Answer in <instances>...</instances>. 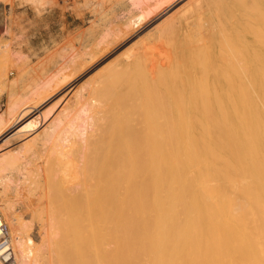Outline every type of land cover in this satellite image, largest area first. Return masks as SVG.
Listing matches in <instances>:
<instances>
[{
	"label": "bare ground",
	"instance_id": "bare-ground-1",
	"mask_svg": "<svg viewBox=\"0 0 264 264\" xmlns=\"http://www.w3.org/2000/svg\"><path fill=\"white\" fill-rule=\"evenodd\" d=\"M8 1L12 5L10 15L15 9L14 0ZM30 1L36 8V12L52 4V0ZM129 1L135 7H142L144 16L148 17L147 21L151 20L150 14H152L153 8L156 9L157 0ZM170 4L173 2L163 4L159 9H167ZM236 5L237 7L232 9H226L222 5L216 7L215 24L211 25L214 28L213 31L209 32L212 29L200 31L198 27L204 21L201 22L197 19L201 24L193 30L199 29V31L187 35L189 38L184 41L183 54L192 55L196 49L197 54L206 51L205 49H203L204 51L198 50L200 47L198 45L207 37H214L217 45L216 49L214 48L211 52L212 54H202L201 60L198 59V63H193L196 65L193 66L191 79H187L180 85L175 83L173 86L172 81L171 88L166 90L168 91L167 95L160 101L155 98L157 102L153 105L149 103L151 97L148 90L149 99L144 107V120L141 118L136 122L133 121L135 124L131 122L117 124L105 141L96 144V147L91 150L90 156H87L86 149L91 148L97 136L104 132L99 121L100 115L105 110L112 108L113 102L107 101L109 98L105 101L106 95L101 98L104 99L103 101L95 96L89 99V96L96 90H100L105 82L102 84L98 83L100 80L98 82L95 80L94 84L102 85L99 88L96 84L91 85L88 92H84V94L89 93L88 96L80 95L84 100L81 101L80 109L78 108L79 111L77 110L76 114L74 112V115H71V111L67 109L68 104L62 102V99V104L66 103L67 105H61L64 107L61 113L53 111L55 105L61 103L59 101L46 112H41L42 105L48 104L49 101H57L66 95L68 88L79 84V74L72 76V73L63 72L62 75L57 76L59 77L58 81L53 82L51 79L45 84L41 83L44 85H42L41 91H31L33 93L28 95L27 105L11 121L7 123L5 118L0 117V136L7 133L6 135L9 137L21 131V127H17L16 123L29 113L35 114L32 119L33 123L39 121L40 118L44 127L40 134L45 135L48 129L50 131V128L56 130L55 127H58L60 121L68 117L70 113L73 119L69 135L71 138L76 136L79 138L78 143L76 138H73L75 141L69 149L60 146L51 149L54 152L52 155L56 159L53 162V167L49 168L51 183L46 185V188L50 187V192L46 191L44 187L41 188L46 191H43L41 199L45 206L43 210L45 209L46 213L44 211L45 214L40 216L42 218L37 220L38 227L41 228H39L40 233L37 231L39 235L36 234L39 236V240H35L30 235L32 230L29 233L28 228L32 226L29 224L28 227L27 219L30 216L24 218L25 222L24 219L20 220L17 217L18 214L16 215L14 212L15 200L22 202L25 209L31 212L35 210L33 207H36L35 204L39 200L34 197L37 203L33 202L34 184H32L31 191V188H26L29 182L25 183V181L30 178L32 171L37 169V166L34 169L31 162L21 163L15 157L10 145L8 150L0 151V171H4L0 174V205L2 216L8 220L15 231L14 237L11 234V239L18 264H62V253L57 251L60 245L58 242L49 245L48 241L56 239L55 241L61 243L66 239L67 242V236H69V240L79 242L80 245L75 242L78 246L75 251L78 249V252H90L95 255L92 264H264V1L238 0ZM35 8H32L33 11ZM187 10L195 11L192 10V7L191 10L189 7ZM15 16L13 14V17ZM200 17L198 16L199 19H201ZM154 19H156V14ZM169 20L171 19L169 18ZM163 22L164 17L161 23ZM146 23L148 24L145 22V18L141 19L134 27L130 28V31L134 29V34L139 33ZM169 23L167 22V24ZM162 25L161 29L165 27ZM209 25L208 27L211 28ZM168 42L170 43L172 40ZM131 43L133 42H129V44ZM133 44L136 45V43ZM140 44L138 45L141 48ZM147 45L152 44L148 42ZM133 46L132 48H134ZM204 46L203 48H205ZM121 52L124 53V50L119 54H122ZM151 52L152 56L150 57L153 59L151 61L154 62V54ZM163 52V55L167 53L166 50ZM131 53L138 62L142 54L139 57L138 53L137 55L133 51ZM168 55L169 53L163 59L165 58L167 61L171 54ZM115 57L113 60H116ZM156 57V62H158V59L161 58ZM171 58L169 59L171 60ZM107 61L109 62V60ZM140 61L142 64L145 63L143 60ZM146 62L149 63L147 60ZM156 62L152 64L156 66L155 70L157 71ZM160 62L163 61L158 62L159 65H162ZM135 64L133 63V66ZM152 64L149 66L147 64L149 71L152 69L150 68ZM83 66L85 67L83 64L81 69ZM115 66L116 63L112 64L116 70V67L119 66ZM123 66L120 67L123 68ZM126 67L128 68L127 65ZM142 67L140 73L145 72L146 74L147 67L145 66V71L141 72ZM100 68L98 66L97 69L100 70ZM88 69L86 70L88 71ZM135 69L139 70L134 68V71ZM127 70H125L126 74L131 71V68L129 72ZM94 71L92 72L94 73ZM119 71L120 73L117 72V75L122 74V70ZM160 71L163 72L162 69ZM34 72L36 73V71ZM158 72L157 74H159ZM107 73L104 74L107 76ZM100 74L102 76L103 73L100 72ZM126 74H124L125 77ZM133 74L137 75L135 72ZM161 74H159L160 77L164 75ZM150 75L149 78H145L153 79L154 74L151 79ZM89 76L86 75V79ZM92 76L94 75L92 74ZM125 77L120 78L123 80ZM140 77L141 74L138 80L142 78ZM128 78L131 79L130 76ZM127 79H124L125 83H129V79ZM90 80L85 81L88 84ZM83 81L80 84L84 83ZM144 81V79L140 80V83L142 84ZM159 81L158 83L166 82L164 79ZM90 83L92 84V82ZM131 83L120 86L126 88L125 86L129 87ZM150 83L152 82L150 81ZM152 85H154V81ZM152 85L148 86L152 88ZM159 85L163 87L162 84ZM142 86L140 87L142 89L145 87V91L149 89H146V84H142ZM110 87L113 89L112 86ZM82 88L85 89V87ZM82 88L80 91L83 90ZM118 88L120 87L118 86ZM121 89H119L120 93ZM140 90L141 96H144V91ZM153 90L152 92H155ZM43 91L46 92L43 94ZM113 91L115 90H110V94ZM122 91L124 93L123 89ZM130 91L131 89L128 92ZM116 93L111 95V100L121 96ZM102 94L104 93L102 92ZM145 96L142 98L143 100ZM17 107V103L9 104L11 112ZM81 119V124L77 123ZM66 131L61 128L57 134L61 136ZM65 146L67 147V145ZM65 151H69L70 157L62 159L60 156L65 154ZM22 164L27 173L15 194L18 197L19 194L24 195L23 191H25L27 195L24 196L26 198H22L24 201L19 198V200L15 198L14 200L9 195V186L16 179V174L20 171L19 168ZM33 180L29 185L33 183ZM41 205L40 203V207ZM37 210H35L36 213H33L37 214ZM41 213L39 208L38 214ZM31 219L29 222L33 221ZM48 226L53 229L48 231ZM58 227L69 231V234L62 232L63 234L60 235L58 232L63 229L58 231ZM61 237L63 238L59 239ZM63 244L61 245L63 246ZM70 244L73 246L72 241ZM68 251L66 250L67 255ZM59 252L61 251L59 250ZM66 252H63L62 256ZM72 254L74 255L73 252H71ZM81 255L83 256V254ZM85 255L88 258L91 256ZM93 255L92 257H94ZM78 256L80 258L78 257L77 260L80 259V263H82L81 258L83 257ZM67 258L72 259L69 258V255ZM84 258L87 260L86 257ZM89 260H92L91 257ZM90 261L87 260V263ZM63 263L65 264V262ZM0 264H3L1 260Z\"/></svg>",
	"mask_w": 264,
	"mask_h": 264
},
{
	"label": "rangeland",
	"instance_id": "rangeland-1",
	"mask_svg": "<svg viewBox=\"0 0 264 264\" xmlns=\"http://www.w3.org/2000/svg\"><path fill=\"white\" fill-rule=\"evenodd\" d=\"M29 1L30 0H26L25 2H24V0H14L13 3H14L15 9H13L12 13L14 14V16L15 15L16 16L13 17L12 13L9 15L10 8L12 6L11 3H9L8 0L7 1L0 0V117L5 118L7 123L9 121H11L17 115V113L19 111H21V109L25 108L24 106L27 105L28 99H29L28 95L30 93L31 94L33 93L31 91H33V90L35 92L41 91V89H43V86H44L43 84H42L43 85L42 86L41 83L45 84L46 81H49L51 79L53 82L58 81L57 79H59V77H57V76L62 75L63 72L64 73H72V76H78V74H79V76H80L79 81L82 82L84 80L83 81L84 83L80 84V82H78L80 85L74 84L73 86H71V88L67 89L68 92L66 93V95L64 97L57 99V101H55V100L49 101V102H51V103L48 102L49 105L47 103L45 105H42L41 112H46L51 107H53V105H55L58 101L61 102V99H62V102L64 101L68 104L67 105L66 103H63L64 105H67L68 111L70 110L71 111L70 113H72L71 115H74V112L76 114L77 110L79 111L80 103L82 100H84V99H82L83 96H80V95H84L85 97L88 96L89 93L84 94V92H88L89 86L96 84L97 87L99 88L100 85H102L105 82L104 83L105 89H104V84H103L101 86L100 90H98V91L96 90L94 93H92L91 96H89V99L92 98L93 96H95V97H99L100 100H102L101 98H103V95H106V98H105V101H106L107 98L110 99V97H111V95H113V93L115 95V93L117 91H119V92H117L116 95L121 94V96L114 99V100L107 99V101H109V102L112 101L113 104H111L112 108L105 110L100 115V118H99V121L101 123L100 125H101L102 129L104 130V132L100 136H97V139L92 144L91 148L86 149L87 156H90L92 154L91 150H93L94 147H96V144H101V142L105 141L109 137V135L112 132L111 130H113L117 124H119V123L128 124L130 122L134 123L138 119H141V118H143V120H144V107H145V104L148 103V100H147V99H149L148 93H150V97H151L150 99L152 100V102L150 100L149 103H151V105H153L157 102L156 99H158V101H160L167 95L168 91H166V90L171 88L172 81H173V84H172V86H173V85H175V83L180 85V84H183L184 81H187V79H191L190 76L192 74L193 66L196 65L193 63L194 62L198 63L199 62L198 59L201 60L200 56H202V54L206 55V54L211 53L214 48L216 49L217 45H216V40L214 39V37H212V38L207 37V38H205L206 40L203 38L205 40V42H204V40L201 41L200 45H198V46H200V47H198V50L204 51L203 49H205L206 50V51H204L205 53L200 52L201 53L200 54L198 52L199 54H197V49H196L192 52V55H187L185 53L183 54L182 47H183L184 41L187 38H189L187 35H189V34L192 35L195 32L199 31V29H200V31H208V29L209 30L212 29L209 32L213 31L214 28L211 25L215 24V13H216L215 10H217L218 6L222 5L226 9H232V8L237 7L236 3L238 2V0H219V1L218 0H175V2H174V0H157L158 3L155 6L157 10L153 8V11L151 12L152 14H150L151 20L147 21L148 17L144 16L145 14H144L143 8L133 6L131 3H129L130 2L129 0H52L51 6H46V8H44L38 12H36V8L34 7V5L32 6V2L31 1L29 2ZM151 1H153V0H151ZM261 1H264V0H261ZM97 2H100V3L98 4ZM171 2H173V4H170L171 5V6L169 5L170 7L168 6L167 9L165 8L166 10L163 9L164 13H163L162 9H159L163 4H169ZM213 3H215V4H213ZM199 6H201L202 8H200V9L196 8L198 10L197 11L195 9V7H199ZM31 7L35 8L34 9L35 12L33 11V9ZM188 7L190 8V10L192 7V10H195V11H192V12L188 11L189 10V9L187 10ZM158 12H159V14H158ZM171 13H172V15H170ZM213 13H214V15H213ZM155 14H156V19H154ZM159 15H160V17H159ZM198 16L199 17L201 16L200 17L201 19H199ZM18 17H19V19H18ZM163 17H164L165 23L164 22L161 23L163 21ZM144 18H145V22H148V24L146 23L145 27L143 29L141 28L142 33H141V31H139V33H135L136 34L135 35L133 32L134 29H131V31H130V28L134 27L138 21H140L141 19H144ZM169 18L171 20H169ZM187 19H189V20L187 21ZM197 19L200 20L201 22L204 21L202 23V25H199L201 23ZM154 20H155V22H154ZM169 21H171V22L169 23ZM150 22L151 23L153 22V23L151 24ZM167 22L169 24H167ZM197 22H199V23L197 24ZM192 23L195 24V25L193 24L194 27L192 26ZM15 24H17L19 26L15 25ZM13 25H15L17 27H15ZM152 25H154V26L151 27ZM156 25H157V27H156ZM161 25H162V27L163 26H165V27H163L161 29L160 28ZM170 25H171V27H170ZM198 25H199V27H198ZM208 25L211 28H209ZM188 26H189V28H188ZM201 26H202L203 30H201L202 29ZM196 27H198L199 29H197V30L195 29L196 31L193 30ZM223 28L226 29L227 27H223ZM146 30L149 32H147ZM183 33H184V36H183ZM120 36H122V37L119 40ZM125 37H126V39H125ZM127 37H128V39H127ZM176 38H178V39H176ZM116 40L119 42H117ZM167 40L168 41L172 40V42L169 43ZM115 41H116V43H115ZM129 42L136 43V45L141 43L140 44L141 48L139 47V45H138V47H136L135 44H133V43L129 44ZM148 42H149V44H152V45H150L151 47L149 45H147ZM158 42H161V43H158ZM167 43H168V45H167ZM203 43L205 46L202 45ZM206 44H208L207 46H208L209 50H208ZM126 45H127V47H126ZM132 45H134L133 47L135 49L132 48ZM142 45H144V46H142ZM162 46H163V48H162ZM203 46L205 48H203ZM108 47H110V48H108ZM128 47H130L132 49H130ZM106 48H108V49H106ZM113 49L115 50V52ZM163 49L166 50V52H167V53H165V55L168 53H169V55L171 54L170 57H168L169 55L167 56L168 57L167 61L165 60V58L163 59V57H165V55H163L164 54ZM123 50H124V53L121 52L122 54H119L120 51H123ZM126 50H128V51L125 52ZM160 50H162V51H160ZM132 51L136 55L138 53L139 57L141 56L140 54H142V56H144V57L141 56L143 59L140 57L139 60H143L145 63L142 64V61L139 62V60H138V62L141 63V64H139L137 62V60H135L133 54L131 53ZM150 52L152 54H154V59H155L154 62L151 61L153 59H152V57H150V56H152L150 54ZM162 52H163V54H162ZM136 55H135V57H136ZM196 55H198V56H196ZM114 56H116L115 57L116 60H113ZM131 56H133V57H131ZM156 56L161 58V59H158V62L163 61V62H160V64H162V65H159L158 62H156L157 61ZM145 57H148V59H145ZM169 58H171V60ZM131 59H133V60H131ZM107 60H109V62ZM112 60H113V62L115 61L114 63H116V66L117 65L119 66V67L115 66L117 68L116 70H115V68L112 67V64L114 65L113 62L111 63ZM146 60L149 63H147ZM168 61L170 64L167 63ZM155 62L157 64V68H158L157 71H159L158 73L164 74L165 77L162 74H161L162 75L161 77L159 74H157V71L155 70L156 66L152 64V63L155 64ZM126 63H129V64H126ZM133 63L134 64L136 63L137 65L135 64L133 66ZM166 63H167V65H166ZM174 63L176 64V66ZM83 64L85 65V67L83 66L81 69V66ZM125 64L128 66L129 69L131 68V71L132 70L134 71V68L139 69L138 71L136 69L134 71L135 75L139 74L138 77H136L137 75L134 76V74H133L134 72L133 71L131 72L126 67ZM147 64H148V66L150 64L153 65V66L151 65V67H150V68H152L151 71L148 70L149 67H147ZM96 65H97V67H96ZM122 65H124L125 67L124 66H123V68L120 67ZM142 65H145L147 67L148 71L146 72V74H145V72H143V71H145L146 68H145V66L142 67ZM98 66H99V68L102 66L101 67L102 69L101 68H100V70L97 69ZM139 66H140V68L142 67L141 72H143V73H140ZM85 68L86 69L90 68V69H88V71H87ZM92 68H93V70H92ZM125 68H127L128 70ZM107 69L109 70L108 73H107V71H108ZM161 69L163 70V72L160 71ZM102 70H103V72H102ZM119 70H122V74L124 72H125L124 74L127 73L125 70H127L128 72L129 71L131 72V73L129 72L128 74H126L127 78H128V76H130L131 79L128 78L129 80L123 74V76L125 77L124 79H127L129 83L132 82L131 86H129V87L125 86L126 88L122 87L126 84L129 85V83H127V82L125 83L124 79L122 80L120 78V77L123 78L122 74L117 75L118 74L117 72L120 73ZM170 70H171V72H170ZM34 71H36V73ZM92 71H94V73ZM104 71H106V72H104ZM100 72L103 73L102 76H100L101 75ZM89 73H92L94 76H92V74H89ZM104 73H107V76L109 75L110 78L108 79L109 76L107 77ZM131 74H133V77H131ZM140 74L142 77V78L140 77L141 78L140 80L142 81L144 79L145 81H147V82L144 81V83H142V84H146V89L149 88L146 91L144 90L145 87H144V89H142L140 87V86H142V84L140 83V80H138ZM152 74H154V78L152 77ZM86 75H88V76L90 75L91 77L89 76L86 79ZM103 75H104V77H103ZM144 75H146V76H144ZM149 75H150V79H151V77L153 79L149 80V79L145 78V77L149 78ZM157 75H159L158 76V78L160 77L159 79L157 78ZM114 76H116V78H114ZM105 78L108 80H110V79L111 80L110 81H108V80L104 81ZM113 78L115 79V82H113L114 81ZM88 79H91V80L93 79V81L90 80V82H92V84L90 82H89L90 85H89V83L88 84L86 83L87 81H85V80H88ZM162 79H164V81H166V82H163ZM178 79H180V80H178ZM95 80H97V81H95ZM152 80L154 81V85H152L153 84ZM155 80H156V82H155ZM157 80L158 81L160 80L159 82L162 81V83H158ZM94 81L95 82L99 81L98 83H102V84H98V83L94 84ZM120 81H122V82L124 81V82L121 83ZM150 81L152 83H150ZM108 82L116 83V84L118 83L119 85L117 84V86H115L116 84H111ZM135 82H137V83L135 84ZM163 83L166 85L167 88L164 87L165 85ZM84 84H87L88 86L84 85ZM139 84H141V85L139 86ZM147 84L150 87L152 85V88H150ZM159 84H162L164 88ZM107 85H109L108 86L109 88L106 87ZM120 85H122V86H120ZM110 86H112L113 89ZM118 86L120 88H118ZM82 87H85V89L88 87L86 89L87 91ZM178 87H180V86H178ZM81 88L83 90L80 91ZM121 88L124 90V93H123ZM128 88L131 89L130 92H128L130 90ZM157 88H159V89H157ZM109 89L111 91L112 90H115V91H113L112 94H110ZM119 89H121V93H120ZM139 90L141 92L144 91L143 94L146 95V96L145 95L144 96H145V99L147 102L145 101V99L144 100L142 99V98H144V96H141L142 93H140ZM152 90L155 92H152ZM159 90H161V91H159ZM125 91H127L128 93ZM147 91H148V93H147ZM158 91L160 92V94ZM45 92L46 91H43V94ZM102 92L104 94H102ZM105 92H107V93L109 92L108 93L109 95L106 94ZM161 92L166 93V94L163 95ZM39 95H41V94H39ZM160 95H162V96H160ZM78 101H80V102H78ZM62 102L55 105V107L53 108L54 113L57 111H60V113H61L64 110V109H62V108H64V107H62L63 106ZM10 103H15V104L17 103L18 104L17 109L13 110V112H11L12 110L9 109ZM54 113H51V114H54ZM70 113H69L68 117H65L64 119H62L60 121V125L58 127L57 126L55 127L56 130H53L52 128H50V131L48 129V131L45 135L40 134L44 130L43 123L40 122V118H39V121L33 123L34 120L32 121V119H34L35 114L29 113V114L24 115L16 123L17 127H21V129H22L21 131H19L18 133H15L9 137H7V135H6L7 133L0 136V151L1 152L8 150V146L10 145L11 148L13 149L15 157L18 158V160L21 163L26 164V163L31 162V165H32V167H34V169L37 166V169L32 171L30 178H29V179H31V178L34 179V180L31 179V180H33L32 181L33 183H31V185H29V183L31 181L29 179H27L25 181V183H27V181L29 182L27 184L26 188H28V189L31 188L30 189L31 191H32L33 186H34V188L36 187L35 190L33 188L34 193L32 191V195L33 194L35 195V196L33 195V202L35 201L37 203L36 199L38 198L37 200H39L38 201L39 205H37L38 203L35 204L36 207L34 206L33 209L39 210V208H40V211L42 212L40 215L38 214V210H37V214L39 215V218L37 217V214H35L36 213L35 210H32V212H31V211L25 209V206L23 205L22 202H19V201L17 202V200H15V199L19 198L21 201H24L23 199L26 198L24 196L27 195L25 191H23L24 195L19 194L18 197H17V194H15L17 189L19 188L20 182L25 180L24 175H25V173H27L26 169L23 168V164L19 168L20 171L16 174V179L9 186V189H10L9 195H11V198L13 197L12 199L15 198L14 200L16 202V205H14V210H15L14 212H16V215L18 214L17 217L20 218V220H23L24 218H28V216H30L27 219V221L29 222L31 219V216L33 215L32 219H31V220H33V221H31L32 225H31V222H29V223L27 222V224H28V227H29V224H30V226H32L31 227L32 229L29 227L28 230H29V233H30V230H32L30 235L32 237H34L35 240H39V236H37V235H39V233H40L39 232L40 226L38 227V224H39L38 221L40 220V218H42L40 216H43L46 213L45 209L43 210V207L45 208V206L41 202L42 195L44 194L43 191L48 190V192H50V190H51L50 187L46 188L51 183V180L49 177L51 173L49 171V168L53 167V162H55V159H56V157L54 155H52V153H54V152H52L51 149L53 147H57V146H60L61 148L65 147V148L69 149L75 140L77 141V143L79 140V138H77L78 136H76L75 137L76 139H75L74 137L71 138V135H69L70 130H71V123H72L71 121L73 119V118H71L72 116L70 115ZM78 121L79 122H77V123L81 124L82 119L78 120ZM43 122H45V121H43ZM46 122H48V121L46 120ZM135 126H137V125H135ZM58 128L60 130H61V128L66 129L67 131H66V133H63V135L60 136L57 134L60 132V130ZM69 138H71V139H69ZM4 140H5V142H4ZM71 140H73V141L71 142ZM1 141H2V143H1ZM65 145H67V147ZM75 145H76V143H75ZM58 156H60V154H58ZM60 157L62 159L70 157L69 151H65V154H62V156H60ZM3 172L4 171H0V174ZM32 184H34V185L32 186ZM42 187H44L45 190L41 189ZM38 190H39V192H38ZM40 190H41V192H43L42 194H41ZM36 193H37V195H36ZM34 197L36 199H34ZM40 203L42 204L41 207H40ZM44 211H45V213H44ZM33 212H35V213H33ZM30 213H33V214H30ZM0 214L1 215L3 214L2 209H1V205H0ZM28 214H30V215H28ZM2 217L4 218V216H2ZM4 220L7 222L8 226L10 228V232L12 234V237H14L15 231H13V228L9 224L8 220L6 218H4ZM25 220L26 219H24L23 221H25ZM47 229H48V231L49 230L51 231V229H53V227L50 228L48 226ZM61 229H63V230H61ZM59 230H61L60 232H58V233H60V235L63 234L62 232L69 234V231H67V230L65 231L64 228L58 227V231ZM67 237H68L67 242L65 241L66 239L62 240L64 244L62 243V241H61V243H60V241H55L56 239L55 240L51 239L48 241L49 245H52L53 243L56 244L57 242L60 245V247L58 248L57 251L60 254L62 253L61 254V258L63 259L62 264H64L63 262H65V264H66V261H67V264H73V263L74 264H78V263L79 264H82V263L85 264V263H87V260L90 261L89 260L90 257L92 259L90 261L92 264V262H94L93 260H95V255H93L90 252H85V253L78 252L79 251L78 249L75 251V248L76 247L78 248L77 244H79V242L77 243L75 241L77 243L76 244L75 242H73L74 240H69V236H67ZM62 238L63 237H61L59 239H62ZM65 238H66V236H65ZM71 241L73 243V246L70 244ZM67 243H69L72 247ZM61 244H63V246L65 244H67V245H65L63 247ZM61 248L66 249L67 251L69 250L68 255H69V258H72V259H68L67 258L68 255H67L66 250L64 251ZM72 248H73V250H72ZM59 250L61 252H59ZM70 250H71V252L74 253V255L72 254L73 257L71 255ZM63 252H66V254H64V256H62ZM75 252H77L78 255L83 257V258H81L82 263H80V259L77 260V258L79 256ZM81 254H83V256ZM84 254H88L89 256L90 255L91 256L88 258V256L87 255L84 256ZM92 255L94 257H92ZM74 257H75V262H74ZM84 257H86L87 260H85ZM83 260H84V262H83ZM76 261H78V262H76ZM90 262L87 264H90Z\"/></svg>",
	"mask_w": 264,
	"mask_h": 264
},
{
	"label": "built area",
	"instance_id": "built-area-1",
	"mask_svg": "<svg viewBox=\"0 0 264 264\" xmlns=\"http://www.w3.org/2000/svg\"><path fill=\"white\" fill-rule=\"evenodd\" d=\"M0 260L3 264H18L12 246L10 228L1 214H0Z\"/></svg>",
	"mask_w": 264,
	"mask_h": 264
}]
</instances>
